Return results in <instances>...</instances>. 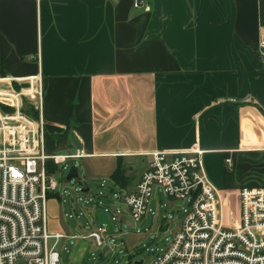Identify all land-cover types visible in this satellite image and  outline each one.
Returning a JSON list of instances; mask_svg holds the SVG:
<instances>
[{"label": "crops", "instance_id": "1", "mask_svg": "<svg viewBox=\"0 0 264 264\" xmlns=\"http://www.w3.org/2000/svg\"><path fill=\"white\" fill-rule=\"evenodd\" d=\"M140 1L0 0V82L40 79L45 155L107 158L124 170L148 159L126 189L93 181L102 207L70 199L64 218L93 215L100 230L94 211L114 207L104 201L112 192L133 191L153 153L197 150L237 226L238 190L264 188V0ZM84 184L83 194L97 195ZM47 199L67 203L59 190ZM107 235L120 236L115 227ZM101 250L100 261H114L126 246Z\"/></svg>", "mask_w": 264, "mask_h": 264}, {"label": "built area", "instance_id": "2", "mask_svg": "<svg viewBox=\"0 0 264 264\" xmlns=\"http://www.w3.org/2000/svg\"><path fill=\"white\" fill-rule=\"evenodd\" d=\"M133 7H142L141 1L133 0ZM143 8L149 10L146 6ZM257 48V58L264 62V33ZM1 82L0 85L7 84L10 89L1 87L0 91L10 96L0 99L15 106L16 115L0 116V264H59L56 247L63 240H90L97 248L112 253L122 249V240L117 243L97 228L85 235L47 232V196L58 192V184L46 163L51 160L61 166L81 155H45L39 78L3 79ZM12 84H18L19 90H14ZM24 99L38 113L36 120L20 113L19 105ZM202 155L197 150L153 153L148 170L140 176L134 190L112 192L111 197L116 205L123 207L133 223L148 213L155 190L169 199L185 203L178 231L151 264H264V188L242 187L238 190L239 224L228 227L221 193L208 179ZM225 164L229 168L232 166L229 159ZM103 187L102 184L101 189ZM74 193L78 203L83 204L88 199L94 202L93 209L102 207L100 199L104 195L101 192L91 197L83 194L81 189ZM103 211L111 224L120 222L121 211L110 206L104 207ZM94 224L92 215L89 225Z\"/></svg>", "mask_w": 264, "mask_h": 264}, {"label": "rangeland", "instance_id": "3", "mask_svg": "<svg viewBox=\"0 0 264 264\" xmlns=\"http://www.w3.org/2000/svg\"><path fill=\"white\" fill-rule=\"evenodd\" d=\"M1 87L2 89H8L9 85L1 84L0 88ZM12 88L14 90H19L20 86L18 84H12ZM22 88H25V86L22 85ZM19 108L20 113L28 117L30 120L33 119L28 113L24 112L31 108V110L36 113L33 105L31 103L29 104V101L26 99L22 100ZM15 112V106L10 105L4 99H0V116H15ZM28 112L30 113V111ZM147 161L148 159L144 161L135 159L129 162L131 169H125V173L128 170L130 171L129 177L131 179L127 178L128 185H131L130 180H134L139 173H142L146 169ZM71 164L79 170L78 179L66 182L65 177L68 170H64L62 169V166L54 165L51 161H48V168L54 173L53 175L58 184V190L61 194L64 193L67 201L66 204H63L55 199H48L46 205L48 233H63L65 229H69L72 232L71 235H85L94 228H97L89 225L87 218L84 215L78 219L74 218L73 220H68L67 218H64L63 212L71 213V208L68 202H70V199H73V201L77 200V194L75 195L74 190L77 189L79 191L81 187L85 185L84 183L90 188V195L97 194L99 190V187H97L94 182L106 181L107 187H110V174L116 169L115 163L107 158L90 157V159H75ZM228 172L230 173V171ZM79 181L84 183H80ZM100 191L105 193L107 189H100ZM153 196L154 198H152L148 209L150 208L154 213L151 214L149 212L143 217L142 221L146 220L147 226L142 228L140 225L142 221L141 223H133L128 213L124 211L121 205H116L114 199H104L105 202L113 205L116 210L121 211L119 217L120 222H114L113 226L115 227V234L120 235L116 238V242H121V240L124 241L126 253L122 250L119 256L115 258L114 261H117L118 264H134V262L139 260L143 261L142 264H151L155 260L156 255L165 249L170 242L172 235L179 227L184 208L186 207L185 203L183 201L169 199L162 195L159 190H155ZM87 200L88 199H85L82 207L86 206L84 204L88 203ZM91 205H93V203L90 205L88 204V207L86 208H89ZM162 205L165 206L163 207ZM160 206L162 207L160 208ZM77 210H80L78 205ZM97 211L103 213L99 208ZM225 221L227 222V226L230 227V222H235L234 216L232 217L229 212H226ZM100 230L105 231L104 227L100 228ZM56 252L59 256V264H114L111 256L105 257L103 261H100L99 257L102 250L97 248L93 241L86 239L78 241L63 240L56 247Z\"/></svg>", "mask_w": 264, "mask_h": 264}, {"label": "water", "instance_id": "4", "mask_svg": "<svg viewBox=\"0 0 264 264\" xmlns=\"http://www.w3.org/2000/svg\"><path fill=\"white\" fill-rule=\"evenodd\" d=\"M76 179H78V169L74 166H70L69 171L65 177V181L70 182ZM94 217L96 219L97 226L106 228V231H105L106 235L113 233L114 228L111 225V222L107 215H104L98 211H94ZM142 263H143L142 260L134 262V264H142Z\"/></svg>", "mask_w": 264, "mask_h": 264}, {"label": "trees", "instance_id": "5", "mask_svg": "<svg viewBox=\"0 0 264 264\" xmlns=\"http://www.w3.org/2000/svg\"><path fill=\"white\" fill-rule=\"evenodd\" d=\"M30 111V113L28 112ZM28 111H24L25 113H28L30 115V117H32L33 119H37L38 114L33 112L31 110V108ZM110 180L112 182L115 183V185H117L120 188L126 189L128 188V179L125 176V170L124 168L121 167L120 163L116 166V169L113 171V173L110 176ZM51 194H48L47 198L50 196Z\"/></svg>", "mask_w": 264, "mask_h": 264}]
</instances>
